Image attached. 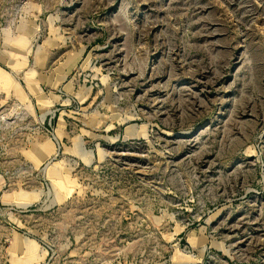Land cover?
Listing matches in <instances>:
<instances>
[{
    "label": "rangeland",
    "instance_id": "obj_1",
    "mask_svg": "<svg viewBox=\"0 0 264 264\" xmlns=\"http://www.w3.org/2000/svg\"><path fill=\"white\" fill-rule=\"evenodd\" d=\"M184 262L264 264V0H0V264Z\"/></svg>",
    "mask_w": 264,
    "mask_h": 264
},
{
    "label": "built area",
    "instance_id": "obj_2",
    "mask_svg": "<svg viewBox=\"0 0 264 264\" xmlns=\"http://www.w3.org/2000/svg\"><path fill=\"white\" fill-rule=\"evenodd\" d=\"M50 135H51V138L54 140L57 149L59 150L60 149V145L58 143V140L55 138L54 134L50 133ZM176 244L178 245V242ZM182 251H184V249H182Z\"/></svg>",
    "mask_w": 264,
    "mask_h": 264
},
{
    "label": "crops",
    "instance_id": "obj_3",
    "mask_svg": "<svg viewBox=\"0 0 264 264\" xmlns=\"http://www.w3.org/2000/svg\"><path fill=\"white\" fill-rule=\"evenodd\" d=\"M64 88H65L66 90H71V87H69V85H68L67 83L65 84Z\"/></svg>",
    "mask_w": 264,
    "mask_h": 264
},
{
    "label": "bare ground",
    "instance_id": "obj_4",
    "mask_svg": "<svg viewBox=\"0 0 264 264\" xmlns=\"http://www.w3.org/2000/svg\"><path fill=\"white\" fill-rule=\"evenodd\" d=\"M185 256V255H184ZM188 256V255H187ZM191 257V256H190ZM180 263L182 262V261H179ZM186 262H184L183 264H185Z\"/></svg>",
    "mask_w": 264,
    "mask_h": 264
}]
</instances>
